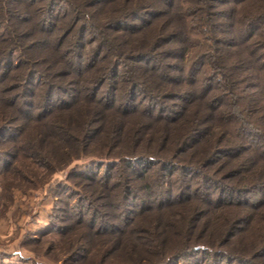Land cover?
<instances>
[{
	"label": "trees",
	"instance_id": "16d2710c",
	"mask_svg": "<svg viewBox=\"0 0 264 264\" xmlns=\"http://www.w3.org/2000/svg\"><path fill=\"white\" fill-rule=\"evenodd\" d=\"M2 102L58 163L93 157L70 191L101 253L264 264V0H0Z\"/></svg>",
	"mask_w": 264,
	"mask_h": 264
},
{
	"label": "rangeland",
	"instance_id": "374dc122",
	"mask_svg": "<svg viewBox=\"0 0 264 264\" xmlns=\"http://www.w3.org/2000/svg\"><path fill=\"white\" fill-rule=\"evenodd\" d=\"M26 93L23 97L19 94V98L32 104L33 98ZM65 100L71 101L66 97ZM3 106L4 102L0 103V264H131L127 263L126 256L120 251L101 253L99 242L102 239L89 236L83 228L75 226L79 209L87 211L89 205L95 204L90 200L81 201V205L75 202L77 199L70 189L80 193L87 192L84 189L87 181L74 172L85 170L93 157L78 148L75 159L67 162L68 160L60 157L58 159H61V163H58L54 159V156L58 157V153L52 152L51 145L42 141L43 137L38 133L40 127L36 129L31 118L20 119L19 114L23 115L15 110L16 117L12 122L5 123L2 120ZM28 116L33 117V114L29 113ZM148 121L150 120L146 117V125ZM101 171L102 169L99 174ZM152 177L154 182L158 179L161 188H169L161 177ZM179 182V179L173 182L174 192L178 191ZM207 190L202 186L199 193ZM155 194L148 199L153 200V205L156 200L169 199L163 192ZM253 194L256 195L253 191L247 196L252 197ZM98 195L100 196L99 191H94L93 196ZM184 206L187 207L186 210L189 209V205H182L164 212L177 211L178 208H185ZM190 206L197 214L204 208L202 204ZM106 212L108 216L116 213L113 209H106ZM146 216H151V213H145V219H142L143 230L149 227L146 225V221L149 222ZM203 217L201 220H206ZM108 220L112 224H123L115 217H109ZM106 236L109 237L105 238L112 239L111 234ZM87 250H91V255H88ZM195 262L229 264V261L221 258L205 259L201 254L180 261L181 264H196Z\"/></svg>",
	"mask_w": 264,
	"mask_h": 264
}]
</instances>
